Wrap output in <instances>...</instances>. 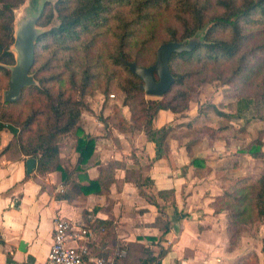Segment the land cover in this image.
<instances>
[{
  "label": "trees",
  "instance_id": "1",
  "mask_svg": "<svg viewBox=\"0 0 264 264\" xmlns=\"http://www.w3.org/2000/svg\"><path fill=\"white\" fill-rule=\"evenodd\" d=\"M25 0H0V89L9 84L7 65L15 63L11 47L14 43V11ZM40 31L34 47V63L30 70L35 84L25 87L15 102L0 101V131L12 134L3 152L36 160V172H56L66 188L61 198L99 193V180H91L82 169L95 148V138L85 134L80 125L84 111L83 97L102 84L112 81L123 94L122 106L130 113L124 118L115 107L113 117L105 119L122 132L142 131L155 143V158L165 154L171 125L154 128L152 122L159 110L185 115L194 96L196 83L220 80L239 85L244 90L237 101V115L252 107L255 117L264 121V0H56L45 1L37 21L46 27ZM202 33V41L190 51L173 53L169 69L174 82L157 99L147 98L142 81L126 62L148 67L155 62L158 46L165 42L188 40ZM157 80V74H154ZM219 114V113H218ZM221 114V113H220ZM230 117V115H227ZM232 125L205 127L201 136L216 140ZM74 132L77 135L76 165L69 167L59 156V143ZM252 157L261 155V143L240 150ZM192 165L199 176L210 168L205 159L194 158ZM82 171L79 180L75 174ZM126 172V179L129 174ZM135 172L132 174L134 175ZM140 194L159 206L146 192L148 176L140 173ZM86 180L82 184L81 180ZM172 190L158 191L167 200ZM216 213L226 212L230 248H234L242 227L264 221V173L239 178L228 191L212 202ZM164 234L168 230L163 223ZM163 236H160V241ZM126 247V246H124ZM90 251V249H89ZM143 251L150 255L147 248ZM167 252L160 245L158 258ZM264 264V237L261 239ZM91 254V251H90ZM127 249L121 264H151L155 257L140 263ZM258 264L255 254L248 259Z\"/></svg>",
  "mask_w": 264,
  "mask_h": 264
},
{
  "label": "crops",
  "instance_id": "2",
  "mask_svg": "<svg viewBox=\"0 0 264 264\" xmlns=\"http://www.w3.org/2000/svg\"><path fill=\"white\" fill-rule=\"evenodd\" d=\"M116 107L129 119L126 106ZM114 113L112 105L102 107L103 119ZM197 116V110L191 109L182 116L158 111L154 128L171 125L172 130L165 154L156 159L155 143L142 131L122 132L96 113L83 111L80 125L95 138V148L82 169L89 179L99 180L101 189L69 199L59 196L66 185L56 172L40 175L35 164L28 173L26 160L30 157L3 152L12 134L0 131V264H45L53 219L58 215L90 229L91 256L101 257L104 264H121L127 249L134 251L132 259L137 263L152 256L151 264H250L248 259L255 254L258 264H263L261 243L255 247L248 236L240 237L230 248L226 212L216 213L212 206L223 186L216 171L219 159H215L220 143L206 136L183 135L190 125H198L193 121ZM76 139L72 132L59 143V156L69 167L78 158ZM194 158L205 159L210 170L199 176L200 169L191 163ZM132 170L126 179V172ZM138 173L149 177L145 191L159 206L140 194ZM81 175L82 171L77 172L75 180ZM165 190L173 191L167 200L158 196V191ZM163 223L168 226L165 234ZM160 245L167 252L158 258Z\"/></svg>",
  "mask_w": 264,
  "mask_h": 264
},
{
  "label": "rangeland",
  "instance_id": "3",
  "mask_svg": "<svg viewBox=\"0 0 264 264\" xmlns=\"http://www.w3.org/2000/svg\"><path fill=\"white\" fill-rule=\"evenodd\" d=\"M45 1L54 3L56 0H25L14 11V28H17L19 22L26 17L38 14ZM57 23L58 21L54 19L50 25L38 27V29L43 31ZM202 36L203 34L200 33L199 37L202 38ZM7 88L8 85H3L0 89L1 102H4V91ZM243 92L245 91L240 89L239 85L224 83L220 80L196 83L194 85V96L189 103L188 110H197L198 116L193 121H196L198 125L193 127L190 125L188 129L183 131L184 136L201 138V133H203L205 127L232 125L233 130L222 133V138L214 140L220 143V150L216 151L215 159H219L218 163H220L216 171L219 181L223 183L222 192L230 190L232 185L241 177L259 176L264 173V121L255 117V110L252 107L245 109L239 118L236 117L237 101L240 93ZM112 93L115 95L114 98L109 96ZM123 97V92L116 87L115 82L112 81L107 86L102 84L97 90L83 97L85 101L84 111L96 113L102 118V107L112 105L115 108L117 104H121ZM146 97L160 98L148 95ZM227 115H230V117ZM254 143H261L262 153L258 157L240 152V150L247 149ZM227 151L230 152L226 153ZM242 236L250 237L251 244L258 248L261 239L264 237V221L242 227L238 241Z\"/></svg>",
  "mask_w": 264,
  "mask_h": 264
},
{
  "label": "water",
  "instance_id": "4",
  "mask_svg": "<svg viewBox=\"0 0 264 264\" xmlns=\"http://www.w3.org/2000/svg\"><path fill=\"white\" fill-rule=\"evenodd\" d=\"M40 12L34 16H28L19 22L14 31V43L11 47L15 54V63L7 65L10 71L8 88L4 91L5 102L18 100L22 89L35 84L34 76L30 70L34 63L35 41L40 33L37 21ZM202 41L199 34L181 42L170 41L162 43L156 50L155 62L143 67L135 62H126L129 70L142 81V89L148 96L161 97L174 82V77L169 69V58L173 53L192 50L198 42ZM158 79H155L154 74ZM36 160L32 157L26 160V169L30 173L35 168Z\"/></svg>",
  "mask_w": 264,
  "mask_h": 264
},
{
  "label": "built area",
  "instance_id": "5",
  "mask_svg": "<svg viewBox=\"0 0 264 264\" xmlns=\"http://www.w3.org/2000/svg\"><path fill=\"white\" fill-rule=\"evenodd\" d=\"M114 98V94L109 95ZM86 226L64 216H56L52 225V241L45 264H104L101 257L91 256Z\"/></svg>",
  "mask_w": 264,
  "mask_h": 264
}]
</instances>
